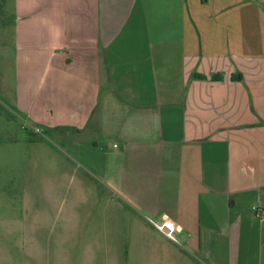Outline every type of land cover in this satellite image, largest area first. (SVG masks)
Wrapping results in <instances>:
<instances>
[{"label": "crops", "instance_id": "1", "mask_svg": "<svg viewBox=\"0 0 264 264\" xmlns=\"http://www.w3.org/2000/svg\"><path fill=\"white\" fill-rule=\"evenodd\" d=\"M0 105L125 144L137 264H264V0H0Z\"/></svg>", "mask_w": 264, "mask_h": 264}, {"label": "rangeland", "instance_id": "2", "mask_svg": "<svg viewBox=\"0 0 264 264\" xmlns=\"http://www.w3.org/2000/svg\"><path fill=\"white\" fill-rule=\"evenodd\" d=\"M36 128L43 129L0 105V264L167 259L152 247L130 243L131 212L109 200L120 190L105 181V172L117 181L128 174L125 144L110 137L117 147L95 148L97 135L44 134ZM148 157L144 152L134 162L149 167ZM98 193L108 196L99 200ZM147 218L144 223L153 228ZM171 242L180 245V240ZM200 262L210 264L208 259Z\"/></svg>", "mask_w": 264, "mask_h": 264}, {"label": "built area", "instance_id": "3", "mask_svg": "<svg viewBox=\"0 0 264 264\" xmlns=\"http://www.w3.org/2000/svg\"><path fill=\"white\" fill-rule=\"evenodd\" d=\"M34 132L41 133L40 128L34 129ZM117 146V145H115ZM258 216L260 218H263L264 216V210L263 212H258ZM150 225L155 228L158 232H160L162 235H164L166 238H168L170 241H174L176 243H179V239L177 237V233L180 232L178 229L177 224L167 217H161L159 219L156 218H147Z\"/></svg>", "mask_w": 264, "mask_h": 264}, {"label": "trees", "instance_id": "4", "mask_svg": "<svg viewBox=\"0 0 264 264\" xmlns=\"http://www.w3.org/2000/svg\"><path fill=\"white\" fill-rule=\"evenodd\" d=\"M51 131H53L52 129H47V128H43L42 129V133H44V134H49V133H51Z\"/></svg>", "mask_w": 264, "mask_h": 264}]
</instances>
